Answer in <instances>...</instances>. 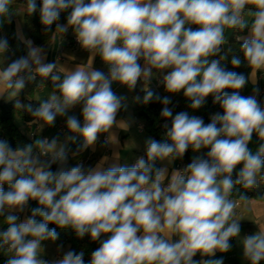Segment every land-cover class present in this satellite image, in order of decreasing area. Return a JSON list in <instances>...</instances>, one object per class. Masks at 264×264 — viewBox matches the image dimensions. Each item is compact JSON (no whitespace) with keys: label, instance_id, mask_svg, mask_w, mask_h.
<instances>
[{"label":"clouds","instance_id":"clouds-1","mask_svg":"<svg viewBox=\"0 0 264 264\" xmlns=\"http://www.w3.org/2000/svg\"><path fill=\"white\" fill-rule=\"evenodd\" d=\"M10 2L0 0V14L8 11ZM248 4L257 11L251 36L243 39L241 47L254 69H264V0H42L41 22L52 25L62 11L71 9L67 24L79 43L98 53L108 66L107 74L86 66L67 74L57 85L62 99L53 95L33 113L46 124L52 125L58 115L83 102V125L76 116H69L66 123L83 136L87 148L115 123L121 98L112 83L134 88L141 78H150L153 69L166 70V90H182L192 109L200 108L211 95L223 114L205 124L186 112L173 117L164 107L161 115L171 118L167 131L171 143L150 140L147 159L140 158L131 167L97 165L86 170L78 164L54 173L50 163L42 164L32 155V145L14 150L0 141V213L5 206L22 211L29 200L42 206L21 223L16 215L6 217L9 226L0 239L14 252L7 264H44L37 259L40 242L57 238L49 223L70 226L78 236L89 234L93 240L110 234L92 252L89 264H197L193 257L198 252L214 255L216 250H229V240L240 228L235 221L229 223L235 205L227 197L234 183L254 186L257 173L264 169V144L256 154L248 148L254 132L264 139V107L255 95L245 97L238 91L247 82L244 75L226 71L208 57L224 43L225 27L243 26L241 13ZM35 9V0H29V12ZM57 29L67 30L60 24ZM6 44L0 41V50ZM38 52L33 48L29 55L39 65L38 72L47 76L55 65L41 63ZM141 59L146 66H141ZM232 64L239 66V58L234 57ZM29 68V59L20 58L0 72V82L21 89L23 80L13 77ZM226 89L233 91L229 94ZM152 96L148 91L145 101ZM163 103H169L167 97ZM36 143L43 152H52L51 162L66 161L55 140ZM189 146L195 151L209 148L208 159L193 160L185 173L173 172L165 187L167 169L155 168L154 162L182 157ZM239 164L243 167L233 181L231 174ZM36 216L42 220L38 222ZM171 234L179 239L171 242ZM244 254L252 264L264 259V230L245 238ZM83 257V252L69 251L59 264H84Z\"/></svg>","mask_w":264,"mask_h":264},{"label":"crops","instance_id":"crops-1","mask_svg":"<svg viewBox=\"0 0 264 264\" xmlns=\"http://www.w3.org/2000/svg\"><path fill=\"white\" fill-rule=\"evenodd\" d=\"M21 13L23 12L18 8L14 13V34L16 39L9 37V26L7 24L0 29V41L7 42L6 47L3 50H0V72L14 61L20 58H28L30 68L26 70L30 71L27 78L33 77L34 74L38 72L37 69L39 65L29 54L33 48H36L39 50L38 56L40 62L43 64H54L55 67L51 73L54 72L58 74L61 77V81H63L67 74L76 70L80 66H86L88 70H99L107 74L108 66L104 63L102 58H97L95 52L84 48L79 43L78 39L77 41H74L72 37H69V35L66 34V31H59L57 26L49 44L44 46L33 45L24 31L23 20L20 19ZM16 17H19L17 22L15 20ZM254 18L255 15L252 12L244 9L242 10L241 19L243 21V26H237L245 27V33L241 38L242 40L251 36V26ZM139 63L142 67L146 66L143 59H141ZM165 73L166 70L152 72L151 77L147 80L144 78L138 80L134 88L142 89L155 84L158 80L163 81V75ZM249 80L251 87L248 96L255 95L260 105L264 107V69L253 68ZM111 87L113 92L121 98V103L116 113L114 125L107 132H104L107 136V141L100 140L98 134L96 141L85 148V140L79 132H67L61 134L56 131V123L61 120H67L69 116H76L79 120L83 119V102L70 107L65 115H58L52 125L46 124L43 120H41L38 126L35 124L26 125L22 122L21 123L24 125L25 131L28 134L35 130V132L43 134V138H47L48 142L55 140L56 150L63 148L67 158L63 164L59 161L55 162L58 164L59 168L64 167L67 169L78 164L82 165L86 170L89 168H95L97 165H100L103 169L112 166L131 167L133 163H137L140 158L147 159V145L152 139L144 131L141 123L138 122L131 113L134 88L122 85L118 81H114ZM19 91L20 89H16L14 86L10 88L7 87L5 83L0 82V100L14 99L18 96ZM53 95L58 99H62V97L54 93L53 90L44 86H40L35 91V98L40 104L48 101ZM72 139L83 140V142L78 145L76 149L69 150L68 145L71 143ZM73 143L77 144L78 142ZM262 144H264V139L260 138L258 133L254 132L251 140L248 142L249 151L256 154ZM35 157H38L42 164L49 163L51 162L52 152L36 154ZM178 163L179 160L176 157H169L163 160L158 159L154 162L155 168L167 169V177L164 181L165 187L167 186L172 173L178 171ZM242 167L243 165L241 164V168ZM221 178L222 177H218L217 179L219 180ZM3 187L5 191L9 188L7 184H4ZM227 198L232 202L235 201L229 197ZM3 213L7 215H16L18 217L17 223L24 222L28 219L23 210L9 208L8 206H5ZM233 221L238 224L240 222H250L253 227L241 228L239 226L240 231L238 235L230 238V248L226 252L216 250L214 255H206L198 252L193 257V260L196 261L197 264H205L207 261L214 260H222L223 264H230L231 260H235L239 263H247L250 261V259L244 254V240L246 237L255 235L261 230H264V200L251 199L247 201H239L238 205L233 209V214L229 223H232ZM161 235H164L166 239H169L168 235L163 233ZM178 239V234H171V242H175ZM66 251V247H58L51 243L40 242L37 259L44 261V264H59L66 254ZM13 255L14 252L10 250V254L8 255L9 259Z\"/></svg>","mask_w":264,"mask_h":264},{"label":"trees","instance_id":"trees-1","mask_svg":"<svg viewBox=\"0 0 264 264\" xmlns=\"http://www.w3.org/2000/svg\"><path fill=\"white\" fill-rule=\"evenodd\" d=\"M87 2V0H86ZM29 0H11L8 4V11L0 14V29L5 24L9 26V37L16 39L14 34V13L19 6H23V28L24 31L35 46H44L51 42L53 38L54 30L57 24L67 26L66 34L69 37H75L76 33L72 26L67 24V17L71 9L62 11L58 21L52 25H44L41 22L40 9L42 6V0H35L36 9L34 12L28 10ZM244 10L250 11L255 15L257 11L256 7L252 4L245 6ZM192 27L194 30L199 27L197 25H186V27ZM245 33V27H235L232 35L227 41L226 47L220 45L219 51L208 57L209 61L215 59L220 62L221 67L226 71H233L238 74H242L246 78L245 86L238 90L241 95L247 97L250 91L251 83L249 76L253 67L248 63L244 57L242 50L243 40L241 39ZM97 58H101L98 53L95 52ZM239 58V66L232 64L233 58ZM160 70L153 69L152 72ZM53 76L59 77L54 80ZM62 82L61 77L56 73H50L49 75H41L39 72L35 73L33 77H28L24 81V86L20 89L16 98L10 100H0V141H6L9 146L14 150L25 148L27 145H32L33 152L39 153L40 147L37 145V141L43 139V134L35 132L32 136L26 131L22 130L16 125V120L26 124H34L35 115L34 111L40 106V102L35 98V91L44 86L51 89L57 95L61 96V93L57 85ZM151 91L153 96L150 100L145 101L144 97L147 92ZM226 92L231 94L233 90L226 89ZM167 97L169 103L165 105L163 99ZM191 101L184 96L183 91L177 93H169L163 81H159L156 88L149 86L146 88L133 89V104L131 113L133 117L141 123L144 131L152 140H156L161 143H171L167 137V131L171 128V118H164L161 115L162 109L168 107L171 109L173 117L181 112H186L189 116H196L203 119L205 124L211 122V118L216 115H222L223 109L219 103H214L213 97L209 95L204 104L198 109L191 108ZM219 126V125H218ZM73 142H78L77 144ZM83 142V140L72 139L68 145L69 150H74ZM209 148H201L198 151L192 149L191 146L183 154L182 157H176L186 167L195 159H208L207 153ZM50 163V171L56 172L59 169L58 164L55 162ZM241 169V164L237 165L231 174L233 181H236ZM256 184L250 188L243 187L242 184L234 183L231 193L228 197L232 200L247 201V200H264V169L257 173ZM42 207L36 200H29L27 205L23 208V212L29 218L32 215L34 209ZM8 215L0 213V233L4 232L8 228L6 217ZM35 219L39 222L42 220L40 216H36ZM241 228H252L253 225L250 222H240ZM50 229H55L57 232L56 239H45L41 242L51 243L58 247H66L67 252L73 251L76 253H84V264H89L91 260V254L93 251L100 247V242L107 238V235L102 234L100 240H93L89 234H85L80 237L76 234L73 228L58 227L54 223H49ZM10 254V248L8 245L3 244L0 239V264H7ZM230 264H252L251 260L247 263H239L235 260H231ZM258 264H264V259L258 262Z\"/></svg>","mask_w":264,"mask_h":264},{"label":"built area","instance_id":"built-area-1","mask_svg":"<svg viewBox=\"0 0 264 264\" xmlns=\"http://www.w3.org/2000/svg\"><path fill=\"white\" fill-rule=\"evenodd\" d=\"M73 40L74 41H77V37H73ZM30 70H24L22 71L21 73H19L16 77H13V81L17 80V79H22L23 82L25 81V79L27 78V75L29 73ZM159 80L155 83V84H152L151 86L156 88L157 84H158ZM42 119H40L39 117L35 116V119H34V124L36 126H38V124L41 122ZM81 124L84 123V120L81 119L79 120ZM67 120H61V121H58L55 125V128H56V131L58 133H61V134H64V133H67V132H72L71 130L68 129L67 127ZM35 133V130L31 131L30 132V136H32L33 134ZM75 133V132H73ZM99 134V139L100 140H103V141H107V136L104 132H101V133H98ZM42 140H47V138H43ZM45 152H43L41 149H40V152L39 153H35V152H32V155L35 157L36 154H44ZM136 164V162L133 163L132 166H134ZM187 167L179 161L178 165H177V170L181 173H185ZM234 205H238L239 201L235 200L234 202ZM235 208V207H234Z\"/></svg>","mask_w":264,"mask_h":264},{"label":"water","instance_id":"water-1","mask_svg":"<svg viewBox=\"0 0 264 264\" xmlns=\"http://www.w3.org/2000/svg\"><path fill=\"white\" fill-rule=\"evenodd\" d=\"M235 28H224V43L222 44L223 47H226L227 41L229 40L230 36L232 35Z\"/></svg>","mask_w":264,"mask_h":264},{"label":"rangeland","instance_id":"rangeland-1","mask_svg":"<svg viewBox=\"0 0 264 264\" xmlns=\"http://www.w3.org/2000/svg\"><path fill=\"white\" fill-rule=\"evenodd\" d=\"M18 9H20L22 12H23V10L25 9L23 6H19L18 7ZM23 13H21V16H20V19L21 20H23V15H22ZM18 19H19V17L17 18H15V20H16V22L18 21ZM16 125L19 127V128H21L22 130H24L25 131V127H24V125L19 121V120H16Z\"/></svg>","mask_w":264,"mask_h":264}]
</instances>
